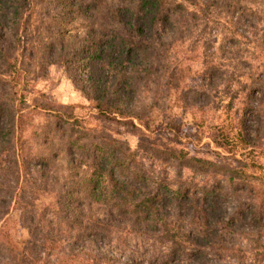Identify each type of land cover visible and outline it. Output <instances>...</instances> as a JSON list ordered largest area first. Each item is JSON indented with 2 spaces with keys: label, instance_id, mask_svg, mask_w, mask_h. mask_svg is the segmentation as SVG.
I'll use <instances>...</instances> for the list:
<instances>
[{
  "label": "trees",
  "instance_id": "trees-1",
  "mask_svg": "<svg viewBox=\"0 0 264 264\" xmlns=\"http://www.w3.org/2000/svg\"><path fill=\"white\" fill-rule=\"evenodd\" d=\"M104 1L0 0V84L6 82L2 78L10 76L18 63L11 61L13 50L19 46L26 48L28 44L23 35L27 13L38 4L44 5L55 22V29L46 25L44 29L51 33L45 39L39 36L36 50L43 55L42 60L64 65L99 115L120 117L131 125L137 120L153 134L167 131V140L172 144L153 148L157 155L162 154L173 162L175 175L173 178L152 175L141 163L137 147L82 125L73 112L45 107L51 119L45 126L44 138L56 148L37 157V161L50 165L57 159L58 149L66 156L67 172L62 191L42 208L45 228L61 231L69 245L85 238L93 246L99 244V236L107 239L123 225L130 232L144 236L171 232L166 254L171 261L174 257L187 259L196 254L207 256L210 252L217 255L216 252L224 250L223 243L235 247L238 242H245L252 251L263 250L264 182L246 171L249 163L237 160L239 164H234L237 150L242 149L240 153L244 155L256 147L258 138L264 134V112L259 107L264 96L262 78L259 77L257 87L246 82L239 85L238 81L234 88L241 111L234 117L235 125L230 131L221 126L220 131L210 135L215 146L231 153L232 158L222 157L224 161L220 162L190 156L185 145L188 142L182 143L179 137L184 133L182 125L168 120L161 130L152 131L149 123L154 116L152 103L138 110L142 103L137 99L141 85H146L150 74L157 69L159 54L162 52L163 59L169 56V45L165 47L164 42L172 46L174 41L183 39L184 30L190 29L191 26L182 27L189 12L187 5L173 0H112L102 10ZM77 19L88 20L93 25L82 43L73 48L64 38L76 29L73 27L77 26L74 22ZM82 53L85 54L82 60L96 61L104 77L90 76L84 61L77 66L72 63L73 57ZM52 55L54 58L49 59ZM13 125L12 109L0 97V155L1 144ZM186 168L192 173L185 174ZM195 173L204 174L203 181L197 182ZM230 200L231 209L227 205ZM91 205H97L102 213H86L84 208ZM181 221L185 223L182 231L172 233L178 226L170 224L179 225ZM61 240L62 237L56 241ZM47 242L44 238L40 246ZM2 248L0 245V264H18L16 260L6 259L1 254ZM15 255L18 253L14 254L16 259ZM92 259L94 264H114L106 250L98 249V255Z\"/></svg>",
  "mask_w": 264,
  "mask_h": 264
},
{
  "label": "rangeland",
  "instance_id": "rangeland-1",
  "mask_svg": "<svg viewBox=\"0 0 264 264\" xmlns=\"http://www.w3.org/2000/svg\"><path fill=\"white\" fill-rule=\"evenodd\" d=\"M173 1H183L187 5L189 12L183 18L182 27H191L184 30L183 39L174 41L172 46L161 39L167 43L165 47L169 45V56L163 59L162 52L159 54L157 69L150 74L147 84L141 85L137 99L142 105L138 110L152 103L154 116L149 122L152 131L161 130L162 125L173 120L182 125L184 133L179 137L182 143L188 142L185 145H188L190 156L221 162L224 161L222 157L232 158V155L216 147L210 135L220 131L221 126L230 131L235 125L234 117L241 111V102L234 86H238L239 81V85L246 82L257 87L259 77L264 82V0ZM111 2L105 0L102 10ZM38 5L27 13L23 35L28 44L26 48L19 46L13 50L11 55L16 60L11 61L18 63L10 76L2 78L6 82L0 84V97L14 114L13 128L1 144V254L18 264H94L92 258L98 255V249L106 250L114 264H264L261 261L264 248L255 252L245 242H238L235 247L223 243L221 249L224 250L216 252L217 255L210 252L207 256L196 254L187 259L174 257L171 261L166 257L171 232L144 236L130 232L129 227L123 225L107 239L99 236V244L93 246L85 238L69 245L61 231L51 232L45 228L42 208L62 191L67 176L66 156L60 150L56 149L57 159L50 165L37 161V157L56 148L44 138L45 126L51 119L45 107L73 112L82 125L137 147L141 163L152 175L173 178L175 169L171 160L157 155L153 148L172 144L167 140V131L153 134L137 120L131 125L120 117L112 119L99 115L64 65L47 64L42 60L43 55L36 50L37 41L39 36L45 39L51 33L44 26L55 29V22L46 13V7ZM147 20L145 17L144 21ZM74 22L76 29L64 38L73 48L82 43L93 25L88 20ZM84 56L82 53L73 57L72 63L77 66L84 61ZM53 58L52 55L49 59ZM86 63L90 76L94 79L104 77L96 61L88 59ZM259 107L264 112V96ZM240 150L236 152L234 164H239L237 160L249 163L246 171L264 182V134L258 138L254 149L244 155ZM184 170L185 174L192 173L190 169ZM203 175L195 173L194 178L201 182ZM227 205L231 209L233 202L230 200ZM84 209L89 214L102 213L97 205ZM171 209L169 206L168 210ZM48 216H51L49 211ZM184 224L182 221L179 225L171 223V227L178 226L172 233H180ZM61 237L63 240L56 241ZM44 238L48 242L43 247L40 245ZM50 239L55 241L51 243Z\"/></svg>",
  "mask_w": 264,
  "mask_h": 264
}]
</instances>
